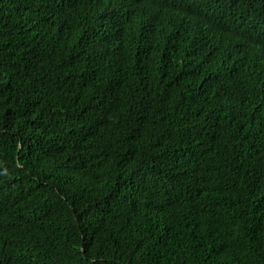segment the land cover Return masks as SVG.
Returning <instances> with one entry per match:
<instances>
[{
	"label": "trees",
	"instance_id": "16d2710c",
	"mask_svg": "<svg viewBox=\"0 0 264 264\" xmlns=\"http://www.w3.org/2000/svg\"><path fill=\"white\" fill-rule=\"evenodd\" d=\"M0 264H264V0H0Z\"/></svg>",
	"mask_w": 264,
	"mask_h": 264
}]
</instances>
